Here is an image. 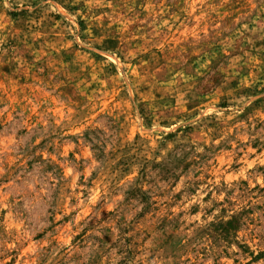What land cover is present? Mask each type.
I'll list each match as a JSON object with an SVG mask.
<instances>
[{"label":"rangeland","instance_id":"obj_1","mask_svg":"<svg viewBox=\"0 0 264 264\" xmlns=\"http://www.w3.org/2000/svg\"><path fill=\"white\" fill-rule=\"evenodd\" d=\"M0 264H264V0H0Z\"/></svg>","mask_w":264,"mask_h":264}]
</instances>
